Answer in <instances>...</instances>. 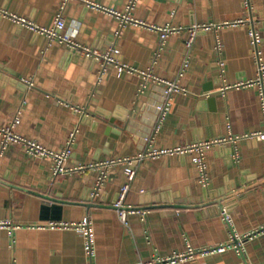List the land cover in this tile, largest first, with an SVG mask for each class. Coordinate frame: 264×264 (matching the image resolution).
Returning a JSON list of instances; mask_svg holds the SVG:
<instances>
[{"label": "crops", "instance_id": "1", "mask_svg": "<svg viewBox=\"0 0 264 264\" xmlns=\"http://www.w3.org/2000/svg\"><path fill=\"white\" fill-rule=\"evenodd\" d=\"M61 2L0 0V9L45 27H52L61 11L64 32L80 44L102 52L115 42L118 60L185 91L171 94L168 113L157 126L163 84L148 79L141 89L142 76H118L111 66L97 81L100 61L48 42L0 14V126L18 117L14 133L54 152L76 130L64 166H83L54 176L50 159L30 157L20 144L0 152V264L148 262L183 252L187 243L194 249L225 244L262 225L264 140L251 135L264 131L260 87L254 82L258 62L264 65V0H249V6L243 0H135L129 10V0H67L60 9ZM117 13L143 24L126 21L120 27ZM235 19L246 22L220 25ZM210 23L220 27L197 31L186 46L188 28ZM166 25L181 30L161 42L152 27ZM252 27L260 36L256 45L248 34ZM262 80L264 85V71ZM245 81L254 84L222 90ZM229 137L236 139L204 151L206 186L198 180L193 154L137 158L147 150ZM127 157L135 158V174L125 203L146 212L128 214L124 225L111 205L126 182L124 165L107 167L99 191L92 192L100 163ZM57 215L59 220L52 219ZM85 218L94 233L92 257L85 254L79 231L40 226ZM173 264H264V233L240 250L195 254Z\"/></svg>", "mask_w": 264, "mask_h": 264}, {"label": "built area", "instance_id": "2", "mask_svg": "<svg viewBox=\"0 0 264 264\" xmlns=\"http://www.w3.org/2000/svg\"><path fill=\"white\" fill-rule=\"evenodd\" d=\"M67 0H62L60 9H63L64 5L66 4ZM135 0H129L127 4V10L131 9L132 6L134 5ZM243 3L245 6H249V0H243ZM86 5L88 6H96L93 3L87 2ZM115 13V12H114ZM0 14H4L6 16H9L12 18L17 24H19L22 27H26L29 30H31L34 33L45 35L48 39V42L51 41H59L61 43H64L68 48L71 50L78 52L80 54H85L88 56H91L93 59L100 61V69L98 70V76H97V81L100 80V77L102 73L107 71V69L111 66L112 68L115 69L117 75L119 76L123 72H130V73H137L138 75L142 76L143 82L141 83V89L145 86V81L148 79H151V81L155 83H161L163 84V95L165 97V100L163 103L159 104L156 106V110L158 112V123L157 126L163 121L165 118L166 114L168 113L169 110V100L170 96L173 92L176 91H185L184 88L180 87L176 82L172 81H167L164 79H161L159 77H155L154 75L150 74V72H145V71H140L137 70L129 65H127L125 62L120 61L117 59L118 55V49L115 46V42H111L109 47L105 51H98L95 49H92L88 46L80 44L78 41H76L73 37H71L69 34L64 32L65 28V22L62 17L61 11H59L55 18H54V23L52 27H45L42 25H38L34 23L31 19L25 18V17H18L13 14H8L4 10L0 9ZM117 16L120 17V27L122 24L126 21H132L134 23H140L143 24V22H138L133 19L128 18L127 15H120L117 13ZM246 20L244 19H235L234 21L230 22H225L220 24L221 26H236L239 24L245 23ZM220 25H214V24H194L190 28H188L189 31V36L186 39V46L190 47L191 43L194 40V36L197 31L199 30H204L208 28H217ZM156 28L160 32V40L163 42L166 38V36L169 33L179 31L181 30V27H174L171 25H166L163 27H152ZM119 34V31H117L114 35L115 39H117V36ZM248 34L251 37V41L254 45H256L259 40L260 36L255 32V30L250 28L248 30ZM216 49H220V43L217 41L216 43ZM221 67V63H220ZM264 71V65L260 64L258 62V76L257 79L254 81L258 83L260 87V98H261V107L264 113V85H263V80H262V74ZM25 84L28 87H32L33 84L31 81H24ZM254 82L252 81H245V82H238L234 83L233 85H225L222 90L227 89L228 87L235 86H250L253 85ZM18 123V117H15L13 121L7 125V126H0V152H2L10 143H17L20 144L25 153L30 156V157H40V158H47L50 159L53 163L52 165V174L54 176L57 175H63L66 173H69L71 171L81 169L83 166H78V167H66L64 166L65 160L68 158V156L71 153V148L74 144V137H75V132L76 130H73L66 141L65 147L60 151V152H54L43 145L39 144L37 141L28 139L25 137H22L16 133L13 132V127ZM263 123H264V117H263ZM252 137H256L258 139L264 140V131H257ZM236 137H229V138H222V139H214L211 141H203V142H198L195 144L188 145L186 147H176L172 150H147L145 153L139 154L138 159L141 157L145 156H156L158 154L162 153H190L193 154V161L196 164V167L198 169V174H199V182L201 185L206 186L208 184V174H207V166H206V161H205V149L210 148L214 144H221L226 141H235ZM151 141V139H150ZM234 158H238V154L236 151H234L233 154ZM135 158H124V159H117V160H110L106 161L104 163H100V166L102 165V169L99 173L98 178L96 179L95 182V187L94 191L92 192V196H95L97 192L100 189L101 182L104 180L106 176V170L107 167L112 166L113 164H123L124 165V173L126 176V182L119 188V191L117 193V196L115 200L111 203L112 207L116 211V214L118 216V219L120 220L121 223L124 225H127V216L130 213H140L144 214L146 212V209H139L130 205H127L125 203V198L127 195V192L129 191L130 188V183L134 178L135 174V169L133 167V161ZM92 166V165H90ZM220 215L226 219V221H230V218L225 214V211H221ZM4 223L0 222V226L3 225ZM44 227H49V228H73L77 231H79L82 235L83 239V250L85 254L88 257H92L94 254V233L93 229L90 225L89 219L85 218L79 222H57V221H50L46 225H40ZM264 233V223L254 229L253 231H250L244 235H232L230 237V240L228 243L225 244H219L216 246H210V247H203L201 249H194L189 243L186 244V249L183 252L179 253H173L172 255L165 257V258H160V257H153L150 261L148 262H137L134 264H173L178 261H183L187 258L193 257L195 254H209V253H214V252H220L225 250L226 248L233 247L236 250L242 249V245L252 239L254 236L258 234Z\"/></svg>", "mask_w": 264, "mask_h": 264}, {"label": "water", "instance_id": "3", "mask_svg": "<svg viewBox=\"0 0 264 264\" xmlns=\"http://www.w3.org/2000/svg\"><path fill=\"white\" fill-rule=\"evenodd\" d=\"M52 202H53V201H52ZM51 207H53V208H57V207H55V205H52ZM43 208L47 209V205H43ZM52 219H54V220H59L60 217H59V215H57V216H53Z\"/></svg>", "mask_w": 264, "mask_h": 264}]
</instances>
